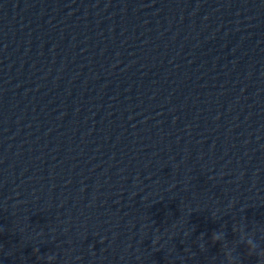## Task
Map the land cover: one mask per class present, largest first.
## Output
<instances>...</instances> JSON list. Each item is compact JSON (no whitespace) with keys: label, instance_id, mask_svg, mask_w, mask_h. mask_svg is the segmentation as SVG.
Listing matches in <instances>:
<instances>
[{"label":"clouds","instance_id":"1","mask_svg":"<svg viewBox=\"0 0 264 264\" xmlns=\"http://www.w3.org/2000/svg\"><path fill=\"white\" fill-rule=\"evenodd\" d=\"M219 237H217L215 234L213 235V242H215ZM244 243V246L247 250V255L249 257L257 256V264H264V251H258V244L253 238H248L242 241ZM47 259L49 261L53 260V256H48Z\"/></svg>","mask_w":264,"mask_h":264}]
</instances>
